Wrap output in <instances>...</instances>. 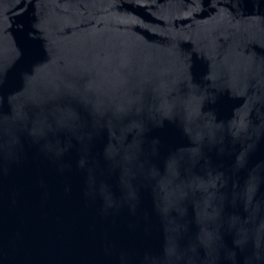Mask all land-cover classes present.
Returning <instances> with one entry per match:
<instances>
[{
    "label": "water",
    "instance_id": "water-1",
    "mask_svg": "<svg viewBox=\"0 0 264 264\" xmlns=\"http://www.w3.org/2000/svg\"><path fill=\"white\" fill-rule=\"evenodd\" d=\"M0 264H264V0H0Z\"/></svg>",
    "mask_w": 264,
    "mask_h": 264
}]
</instances>
